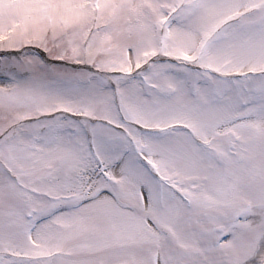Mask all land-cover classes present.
<instances>
[{
    "label": "snow or ice",
    "instance_id": "snow-or-ice-1",
    "mask_svg": "<svg viewBox=\"0 0 264 264\" xmlns=\"http://www.w3.org/2000/svg\"><path fill=\"white\" fill-rule=\"evenodd\" d=\"M0 264H264V0H0Z\"/></svg>",
    "mask_w": 264,
    "mask_h": 264
}]
</instances>
